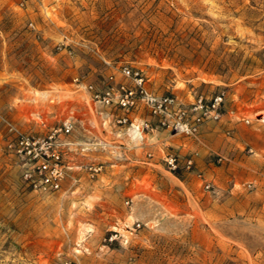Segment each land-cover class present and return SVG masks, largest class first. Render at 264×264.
<instances>
[{"label": "rangeland", "instance_id": "1", "mask_svg": "<svg viewBox=\"0 0 264 264\" xmlns=\"http://www.w3.org/2000/svg\"><path fill=\"white\" fill-rule=\"evenodd\" d=\"M123 67L182 107L224 93L220 115L137 143L93 98ZM0 116V264H264V0H0ZM67 119L61 189L33 191L8 123Z\"/></svg>", "mask_w": 264, "mask_h": 264}, {"label": "built area", "instance_id": "2", "mask_svg": "<svg viewBox=\"0 0 264 264\" xmlns=\"http://www.w3.org/2000/svg\"><path fill=\"white\" fill-rule=\"evenodd\" d=\"M121 74L131 79L133 84L121 82L108 85L104 90L96 91L93 98L105 106H114L122 111L117 123L128 125L132 131L144 133L161 128L192 137L198 134V129L205 118L220 115L224 93H217L209 101L200 96L188 107H182L172 96H156L149 92L145 78L139 71L123 67ZM144 112L151 119H141L140 123L135 124L131 115ZM0 119L4 120L1 116ZM8 124L11 137L6 147L23 161L25 185L33 191H59L67 176L65 148L68 145L67 138L74 131V123L67 119L44 135L26 133L11 123ZM164 163L172 172L190 169L194 166V156L182 161L178 155L167 153ZM90 169L97 171L101 166ZM63 264L71 263L65 261Z\"/></svg>", "mask_w": 264, "mask_h": 264}, {"label": "bare ground", "instance_id": "3", "mask_svg": "<svg viewBox=\"0 0 264 264\" xmlns=\"http://www.w3.org/2000/svg\"><path fill=\"white\" fill-rule=\"evenodd\" d=\"M132 136L135 139V142H141L144 139V136L142 133L137 132L136 130L132 131Z\"/></svg>", "mask_w": 264, "mask_h": 264}, {"label": "crops", "instance_id": "4", "mask_svg": "<svg viewBox=\"0 0 264 264\" xmlns=\"http://www.w3.org/2000/svg\"><path fill=\"white\" fill-rule=\"evenodd\" d=\"M140 114H141V113L136 114V116H135L136 119H137V118H139V120L143 119V118L140 117ZM144 118H145V117H144ZM150 132H151V131L146 132L145 135H149ZM165 133H166V130L163 131V134H164V135H165ZM161 140H165V138H162Z\"/></svg>", "mask_w": 264, "mask_h": 264}]
</instances>
